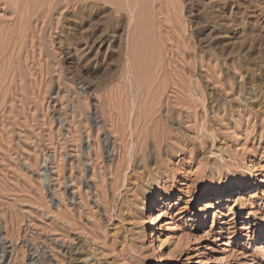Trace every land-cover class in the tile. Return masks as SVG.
<instances>
[{
	"label": "rangeland",
	"instance_id": "374dc122",
	"mask_svg": "<svg viewBox=\"0 0 264 264\" xmlns=\"http://www.w3.org/2000/svg\"><path fill=\"white\" fill-rule=\"evenodd\" d=\"M13 2L0 264H264V0ZM232 180L256 196L195 215Z\"/></svg>",
	"mask_w": 264,
	"mask_h": 264
},
{
	"label": "bare ground",
	"instance_id": "6f19581e",
	"mask_svg": "<svg viewBox=\"0 0 264 264\" xmlns=\"http://www.w3.org/2000/svg\"><path fill=\"white\" fill-rule=\"evenodd\" d=\"M15 2V5L17 7V9H20V4H21V0H13ZM11 2V0H10ZM13 2V3H14ZM12 3V6H14ZM24 7V6H23ZM16 9V8H15ZM18 11V10H17ZM22 14V13H20ZM237 24V23H236ZM62 42V41H61ZM253 47V46H252ZM249 48V47H248ZM250 49V48H249ZM89 84V82H88ZM92 84V83H91ZM85 85V84H84ZM89 87V86H88ZM83 88V86H82ZM86 90V89H85ZM84 90V91H85ZM91 91V90H90ZM89 92V91H88ZM262 106V105H261ZM260 107V106H259ZM112 108V107H111ZM97 109V108H95ZM264 109V108H263ZM260 110V109H259ZM262 110V109H261ZM95 112V111H94ZM264 113V112H263ZM94 115V114H93ZM92 115L93 121H96V123H100V120H98V116ZM109 117V116H108ZM139 117V116H138ZM143 118V117H142ZM144 120V119H143ZM139 122V121H138ZM138 124V123H137ZM146 126V125H145ZM144 126V127H145ZM148 127V126H147ZM134 130V129H133ZM170 130V129H169ZM143 131V130H142ZM161 131V130H160ZM145 132V131H144ZM153 133V132H152ZM158 133V132H157ZM141 134V133H140ZM107 136H105L106 138ZM158 139V138H157ZM162 139V137H161ZM138 141V140H136ZM157 141V140H156ZM112 142V141H111ZM105 143V141H104ZM112 145V144H111ZM160 146V145H159ZM112 148V147H111ZM150 148V147H149ZM136 149V148H135ZM111 150V149H110ZM134 150V149H133ZM135 151V150H134ZM152 151V149H151ZM152 153V152H151ZM148 155V154H147ZM152 157V156H151ZM140 162V161H139ZM139 164V163H138ZM126 168V167H125ZM157 174V173H156ZM151 179V178H150ZM247 181V180H246ZM132 187V185H131ZM143 187V186H142ZM145 187V186H144ZM134 188V187H133ZM236 190H240V191H244L247 192L249 194V198L255 197L256 196V190L252 189L248 186V184L245 182L244 185H238L237 181L232 180L225 188H222V190H217V189H213V188H208L206 190V192L203 194V197H208L207 201L205 202V204L203 205L202 208H200V210L198 212H195V215H198L201 212H204L205 214L208 213L210 210L214 209L217 210L218 207H222L224 205H226L227 203H232L234 205V203L236 202V200L231 201L228 198V195ZM132 192V191H131ZM150 192V191H149ZM136 194V193H135ZM161 196L160 198L158 196ZM129 196V195H128ZM127 197V196H126ZM159 198V199H158ZM171 195L169 193H164V192H158L157 187L155 186V184H151V192L145 196V198L143 199L141 205L143 207V212L145 213L146 210L151 209L153 207L159 206L157 208H153V209H159L161 207H169L170 204L172 203L170 201ZM130 199V198H129ZM131 200V199H130ZM159 200V202H157ZM135 203V202H134ZM139 204V202H138ZM137 204V205H138ZM231 204V205H232ZM161 206V207H160ZM125 212V211H124ZM123 212V213H124ZM123 215V214H122ZM194 215V214H193ZM127 217V216H126ZM125 217V218H126ZM123 219V218H122ZM150 221V220H149ZM124 222V221H123ZM131 222V221H130ZM126 223V222H125ZM168 223V222H165ZM120 224V223H117ZM116 225V224H115ZM120 226V225H118ZM116 227V226H115ZM126 227V226H125ZM130 228V227H129ZM3 230V229H2ZM125 230V229H124ZM1 231V230H0ZM143 232V231H142ZM123 233V232H122ZM128 234V233H127ZM123 235V234H122ZM126 236V235H125ZM133 237V236H132ZM136 237V235H135ZM7 240V239H6ZM0 242H3V238L1 237V232H0ZM16 242V241H15ZM4 243V242H3ZM123 243V242H121ZM135 243V242H134ZM136 244V243H135ZM27 245L29 246V250H30V254H29V264H37L38 262H40L42 260L48 259V255L46 254V251L43 252L42 257L39 256V254L37 255L36 250H34V248L32 246H30L29 243H27ZM124 245V244H123ZM137 245V244H136ZM144 246H140V250L141 251H146L148 249V245L146 243H143ZM8 246V245H7ZM139 246V245H138ZM13 247V246H12ZM11 249V248H10ZM14 249V248H13ZM69 249V248H68ZM138 249V248H137ZM12 250V249H11ZM1 251V250H0ZM66 251V250H64ZM74 251V250H73ZM9 252V250H8ZM10 253V252H9ZM67 252H65L64 254H66ZM0 255H2L0 253ZM77 255V254H76ZM69 256V261L70 264H76L74 263V261H76V257H73V254L68 255ZM82 256V255H81ZM78 258V257H77ZM83 258V257H82ZM50 259V258H49ZM83 260H86L83 259ZM81 260V261H83ZM88 260V259H87ZM91 260V259H90ZM78 261V260H77ZM161 260H159L157 263L155 264H166L165 261H161V263H159ZM47 262H49L47 260ZM105 262V261H104ZM50 263V262H49ZM138 263V262H137ZM53 264V263H51ZM55 264V263H54ZM87 264V263H86ZM88 264H92V263H88ZM139 264V263H138Z\"/></svg>",
	"mask_w": 264,
	"mask_h": 264
}]
</instances>
